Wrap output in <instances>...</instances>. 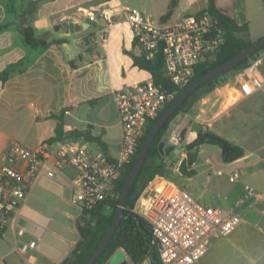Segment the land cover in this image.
I'll use <instances>...</instances> for the list:
<instances>
[{"label": "crops", "instance_id": "crops-1", "mask_svg": "<svg viewBox=\"0 0 264 264\" xmlns=\"http://www.w3.org/2000/svg\"><path fill=\"white\" fill-rule=\"evenodd\" d=\"M69 1L54 0L53 6L43 9L31 21L38 35L64 39L59 44L46 48L21 47L17 26L8 25L0 32V70L10 63L24 60L6 81H0V156L7 151L12 140L32 147L48 140L55 135L60 120L65 134L91 125V134L103 142L104 150L112 155L109 142L103 138L108 136L107 131L96 129L88 120L80 126L74 118L81 113L82 107L93 102L101 109L112 105L118 118L112 91L145 77L142 78V69L134 66L132 59L130 62L119 54L111 61L109 39L100 43L91 38L96 30L106 28V21H89L88 14L79 8L74 9L75 4ZM238 2L214 0L215 6L238 24L246 23L250 35L251 23L247 12L244 8L243 11L237 9L238 5L245 7L247 0ZM169 3L170 0L167 8ZM208 3L209 0H178L173 7L172 18L197 14L207 9ZM114 4L126 6L119 0H98L97 9L92 12ZM108 12L112 13L113 9H108ZM70 22L90 24L86 29L71 32ZM122 22L123 16L112 22L109 33ZM55 24L61 25L57 31L53 29ZM85 35L89 36L88 42L83 40ZM260 37L261 34L254 39ZM256 63L253 69L250 66L244 68L247 71L241 73L237 82L210 90L198 98L170 123L165 134L169 142L165 139L166 149L178 141L182 131L185 143L193 140L196 136L188 138V132L196 128L197 134L215 133L245 150L242 157L224 162L221 150L213 152V147L202 144L197 150L196 160L191 164L185 163L191 174H183L179 169L181 162L186 161V152H181L175 166H166L169 178L165 179L188 190L205 205L230 207L233 201L243 200L241 222L228 235L211 239L197 264H232L234 256L238 264H264V52ZM142 71L147 77V72ZM253 78L262 80V85L254 88ZM117 124L120 126L118 120L109 128ZM120 137L121 126L117 147ZM68 138L87 143L90 150L101 148L83 136ZM234 171L239 173L238 181L231 178ZM73 176L74 169L65 165L53 178L42 174L31 178L26 199L0 234V264H62L70 257L80 239L78 220L82 214L69 201V185ZM249 186L262 194V199L252 206L247 204L251 201L247 195ZM244 238H249L251 254H247L241 245ZM117 252L126 255L122 248H118L105 264ZM126 258L133 264L127 255ZM140 264L151 263L146 258Z\"/></svg>", "mask_w": 264, "mask_h": 264}, {"label": "built area", "instance_id": "built-area-1", "mask_svg": "<svg viewBox=\"0 0 264 264\" xmlns=\"http://www.w3.org/2000/svg\"><path fill=\"white\" fill-rule=\"evenodd\" d=\"M112 14L106 8L88 14L89 21L102 19L107 23L106 28L92 34V40L108 41ZM123 22L147 59L161 52L163 74L171 88L156 85L147 73L143 80L112 91L121 126L117 156L102 148L90 150L87 143L72 138L44 140L34 147L12 140L0 156V234L26 199L31 178L40 174L53 178L65 165L74 169L69 201L81 211L118 196L115 183L136 155L148 123L174 99L178 88L188 83L203 58L224 43L222 30L207 10L164 23L138 8L126 6ZM262 83L258 78L252 79L254 88ZM231 178L238 181L239 173L232 172ZM247 189L249 206L262 199L253 187ZM242 201H233L230 207L205 205L188 190L158 175L147 182L132 210L150 224L161 264H197L211 239L228 235L241 222Z\"/></svg>", "mask_w": 264, "mask_h": 264}, {"label": "trees", "instance_id": "trees-1", "mask_svg": "<svg viewBox=\"0 0 264 264\" xmlns=\"http://www.w3.org/2000/svg\"><path fill=\"white\" fill-rule=\"evenodd\" d=\"M177 2L178 0H170L168 12L172 10ZM205 10L209 11L217 21L218 27L223 32L224 43L215 52L210 53L203 58V60L196 66L194 74L188 83L178 88L175 97L195 78L225 62L243 50L251 42H253L246 39V36L248 35V25L246 23L241 25L238 24L227 13L219 10L214 4V0H209L208 7ZM2 28H4V26L0 25V30ZM35 31V27L32 24H26L21 28L20 32L24 45L28 47L46 48L52 44H58L64 41V39H53L48 41L43 37L37 36ZM133 44H135L134 41ZM262 50H264V46L233 65L229 70L198 87L186 97L179 107L176 108L171 116L164 122L152 141L139 174L137 175L133 186L129 191L119 225L108 244L95 260L94 264H105L109 257L118 248H122L125 251L133 264H140L146 258L149 259L151 264H161L158 253V245L153 238L150 224L143 217L139 216L132 210L142 189L149 180L158 175L163 176L164 178H169L166 166H171L172 163V161L169 164L167 162V157L170 151L164 150L163 147L164 153L161 154L159 151V143L161 141H165V134L170 123L181 112L187 111L199 98L197 92L201 88L208 90L212 89L215 80L219 76L227 73L230 70L244 69L249 67L253 56ZM132 59L134 66H137L138 68L151 74L156 85L164 88H171L169 79L163 74V57L161 52L156 53L152 59H147L141 52H139V54H132ZM23 63L24 60L20 59L15 63L8 64L4 69L0 70V81H6L11 76V73L18 69ZM171 102L172 100L168 102L158 112L154 119L148 123L144 135L140 139L136 148V154L141 148L146 135L159 115ZM61 127L62 122L60 120L58 121V124L55 128V135L50 137L48 139L49 141L61 140L74 136H83L88 141L96 142L101 148L104 147L103 142L91 134V125H88L84 130H72L66 134L63 133ZM178 142L184 144V149L187 154L186 161H182L179 166V169L183 174L192 173V171L186 169L185 163L191 164L196 160L197 150L202 144L218 145L221 150V159L224 162H231L245 154L244 148L240 145L231 143L227 139L208 131L199 132L193 140L187 143L184 142V131H182L178 138ZM135 156L124 166L120 177L115 183L114 190L115 192H118V196L108 197L106 200L101 201L91 209H85L82 211V214L78 220L80 239L78 240L70 257H68L62 264H85L89 259L96 245L104 236L114 219V215L121 197L122 188L133 166Z\"/></svg>", "mask_w": 264, "mask_h": 264}, {"label": "rangeland", "instance_id": "rangeland-1", "mask_svg": "<svg viewBox=\"0 0 264 264\" xmlns=\"http://www.w3.org/2000/svg\"><path fill=\"white\" fill-rule=\"evenodd\" d=\"M54 0H0V25H3L4 28L0 30V32L5 29L8 25H13L18 27L19 31V43L20 46H26L23 44V39L21 35V28L26 24H31L32 19L39 15L43 9L46 7H50L53 4ZM60 1V0H59ZM63 1V0H62ZM95 1V0H94ZM92 0H70L71 4H75L73 6L74 9L79 8L83 12L89 14L92 11H96V4L98 2ZM126 4V6L135 7L139 10L145 12L146 14L150 15L155 20H160L161 22H172L175 21L177 18L182 16H177L174 19L172 18L173 8L170 12L168 1L169 0H119ZM242 0H239V4ZM120 4H114L109 8L104 7L106 9H113V16L111 17L112 22H116L123 16L124 7ZM237 6V5H236ZM167 8V10H166ZM240 8V9H239ZM246 10L247 16L250 20L251 30L249 31L250 35L246 36V39L250 41H254L255 37L260 35H264V0H247V5L242 7V5H238L237 9L240 11ZM165 12V13H164ZM164 13L162 16L161 14ZM36 32V31H35ZM53 32V31H52ZM51 32V34H53ZM37 36L43 37L46 40H53L48 39L46 36H41L36 33ZM59 44V43H58ZM109 46H110V60H114L118 58V55H123L124 58L130 60L132 59V54H139L138 47L133 44L132 33L129 29V26L126 22H122L120 25L114 26L110 33H109ZM264 50L260 51L256 55L253 56L251 59L250 68L253 69L256 66V60L263 54ZM133 60V59H132ZM129 62V63H130ZM247 71L246 69H237V70H230L227 73L219 76L215 82L212 89H200L197 94L199 95V99L204 94H208L210 90H214L218 87H225L229 83H234L238 81L240 78L241 73ZM246 73V72H245ZM140 74L144 75L142 78L146 77V73L144 71H140ZM242 76V75H241ZM241 94L238 93V96ZM111 102V101H110ZM88 107L90 109H88ZM86 109V111H85ZM109 111V112H107ZM81 113L77 114L74 118L75 122L80 125H83L84 120H88L90 123L94 124L96 129L98 130H105L108 133V136H104L103 138L107 139L110 152L113 156H117V142L119 140L120 134V126L117 124L115 127L109 128L113 126L118 118L115 117V114L112 109V105L108 104L105 106L104 109H101L100 106H96L93 102L91 105H85L80 110ZM81 126V125H80ZM196 128H192L188 132V138H194L196 136ZM166 139V138H165ZM167 143L168 140L166 139ZM93 145H91L92 147ZM184 144L176 141L172 144V146L164 145V150L173 151L175 148L179 150L176 152L175 156L171 160V167L175 166L181 158V154L185 152ZM207 147H213L214 151L220 152V148L218 145L215 144H207ZM182 152V153H181ZM168 174V172H167ZM241 245L244 247V250L247 254L250 253V241L249 238H244L241 242ZM232 264H238L237 257H233Z\"/></svg>", "mask_w": 264, "mask_h": 264}, {"label": "water", "instance_id": "water-1", "mask_svg": "<svg viewBox=\"0 0 264 264\" xmlns=\"http://www.w3.org/2000/svg\"><path fill=\"white\" fill-rule=\"evenodd\" d=\"M90 23H69V29L71 32L75 30H80V29H86L89 26ZM61 25L60 24H55L53 26V29L57 31L60 29ZM88 35H85L83 37L84 41L88 42ZM264 46V35L255 41L251 42L248 46H246L243 50H241L239 53L236 55L232 56L225 62L219 64L218 66L208 70L204 74L198 76L195 78L193 81H191L183 91H181L173 100L172 102L165 108V110L159 115L151 129L149 130L148 134L145 137V140L143 141V144L139 151L137 152L135 156V160L133 163V166L129 172V175L123 185L122 192H121V197L119 200V204L117 206L114 219L109 226L108 230L104 234V236L100 239L98 244L96 245L93 253L90 255L89 259L86 261L85 264H94L95 260L98 258V256L101 254L105 246L108 244L112 236L114 235L118 225L120 218L123 214V209L125 206V202L127 199V196L129 194V191L131 187L133 186V183L139 174V171L144 163L145 157L147 155V152L150 148V145L152 141L154 140L157 132L160 130L161 126L164 124V122L171 116L173 111L179 107V105L186 99V97L191 94L194 90H196L198 87L206 83L207 81L217 77L218 75L224 73L225 71L229 70L233 65L238 63L239 61L243 60L244 58L248 57L251 53L259 50ZM165 145V141H161L159 143V151L161 154L164 153L163 147ZM179 149L175 148L173 151H171L167 157V162L169 163L173 157L175 156L176 152H178ZM127 255V254H126ZM126 255L117 252L115 253L109 260L108 264H130L129 261L126 258Z\"/></svg>", "mask_w": 264, "mask_h": 264}]
</instances>
